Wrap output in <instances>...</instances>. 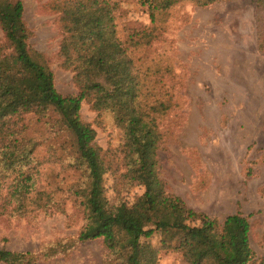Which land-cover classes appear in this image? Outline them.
<instances>
[{
	"label": "rangeland",
	"instance_id": "374dc122",
	"mask_svg": "<svg viewBox=\"0 0 264 264\" xmlns=\"http://www.w3.org/2000/svg\"><path fill=\"white\" fill-rule=\"evenodd\" d=\"M19 1L31 53L47 64L59 94L77 96L73 67L64 65L59 55L64 33L56 6L61 0ZM110 1L119 4L116 22L121 36L151 28L155 34L149 46L133 52L141 82L150 87L164 80L175 88L178 106L160 123L162 137L156 149L155 169L163 189L218 225L236 213L246 217L254 264H264V5L225 0L202 7L183 1L152 24L147 7L137 0ZM0 46L9 52L1 28ZM95 76L105 87L121 77L109 63L99 64ZM79 113L116 172L105 181L108 204L131 207L146 191L121 177L128 162L123 145H132V138L124 135L112 113L95 111L87 100L81 102ZM56 119L51 113L41 119L25 116L26 135L39 144L34 154L39 172L32 175L34 190L23 202L25 212L12 211L18 204L10 195L16 174L3 172L8 178L1 180L0 204L12 200L0 213V249L31 253L35 261L30 264H102L101 238L77 242L83 212L69 192L72 185L84 186L85 178L68 162L71 139ZM11 127L8 121L0 130ZM132 148L139 152L140 141ZM54 154L51 160L61 161L49 163ZM37 199L48 204L38 208ZM147 241L158 249V264H186L180 253L161 248L159 234Z\"/></svg>",
	"mask_w": 264,
	"mask_h": 264
},
{
	"label": "trees",
	"instance_id": "16d2710c",
	"mask_svg": "<svg viewBox=\"0 0 264 264\" xmlns=\"http://www.w3.org/2000/svg\"><path fill=\"white\" fill-rule=\"evenodd\" d=\"M183 1L205 7L225 0H137L147 7L152 24ZM254 1L264 5V0ZM56 7L64 33L59 55L64 65L73 67L77 96L59 94L47 64L31 53L22 2L0 0V28L9 50L0 46V125L10 121L12 126L8 132L0 130V191L1 180L8 178L3 172L13 171L16 175L10 195L18 204L12 211L27 210L23 202L34 190L32 175L39 172V162L34 159L39 144L26 135L25 116L32 114L41 119L51 113L70 136L68 162L85 178L84 186L72 185L69 192V199L83 212L84 224L77 242L101 238L105 249L102 264H158V249L147 241L155 234L160 235L161 248L180 253L186 264H254L246 217L236 213L218 225L214 219L186 208L179 198L163 189L155 169L156 149L162 137L160 123L178 106L175 88L164 80L150 87L144 85L133 61L134 51L151 44L155 35L152 28L121 36L116 1L61 0ZM102 63H109L120 72V80L113 86L105 87L96 80V69ZM159 71L166 78L161 69L155 70ZM83 100L99 113H112L124 135L133 140L132 145H123L124 160L128 162L121 177L144 186L146 191L131 207L108 204L105 181L116 172L111 171V161L95 144V131L80 117ZM137 141L139 152L132 148ZM53 157L55 154L48 158L49 163L61 161L51 160ZM11 200L0 204V213L4 214ZM36 202L38 208L48 204L42 199ZM33 261L35 257L29 252L0 249V264Z\"/></svg>",
	"mask_w": 264,
	"mask_h": 264
}]
</instances>
